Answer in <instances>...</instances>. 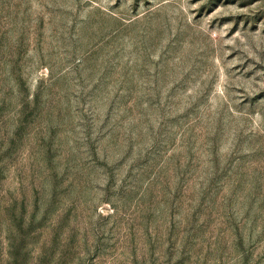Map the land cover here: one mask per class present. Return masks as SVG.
I'll return each instance as SVG.
<instances>
[{"label":"rangeland","instance_id":"rangeland-1","mask_svg":"<svg viewBox=\"0 0 264 264\" xmlns=\"http://www.w3.org/2000/svg\"><path fill=\"white\" fill-rule=\"evenodd\" d=\"M0 264H264V0H0Z\"/></svg>","mask_w":264,"mask_h":264}]
</instances>
